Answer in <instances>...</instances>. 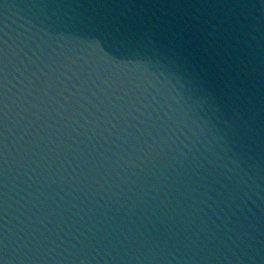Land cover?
<instances>
[{
	"label": "clouds",
	"instance_id": "clouds-1",
	"mask_svg": "<svg viewBox=\"0 0 264 264\" xmlns=\"http://www.w3.org/2000/svg\"><path fill=\"white\" fill-rule=\"evenodd\" d=\"M0 264H264V0H0Z\"/></svg>",
	"mask_w": 264,
	"mask_h": 264
}]
</instances>
